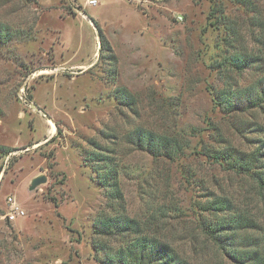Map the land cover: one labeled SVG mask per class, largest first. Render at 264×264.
<instances>
[{
    "label": "rangeland",
    "instance_id": "374dc122",
    "mask_svg": "<svg viewBox=\"0 0 264 264\" xmlns=\"http://www.w3.org/2000/svg\"><path fill=\"white\" fill-rule=\"evenodd\" d=\"M98 1L0 0V264H106L94 242L118 238L95 223L123 214L217 264L225 257L197 224L206 195L264 229V190L204 154L264 140V108L216 103L230 88L246 99L264 72V0ZM237 51L259 66L226 70ZM138 130L178 138L181 153L141 149ZM97 154L119 164L122 200L102 184ZM9 197L24 210L14 220Z\"/></svg>",
    "mask_w": 264,
    "mask_h": 264
},
{
    "label": "trees",
    "instance_id": "16d2710c",
    "mask_svg": "<svg viewBox=\"0 0 264 264\" xmlns=\"http://www.w3.org/2000/svg\"><path fill=\"white\" fill-rule=\"evenodd\" d=\"M6 32L5 26L0 27V36ZM101 43L104 44L103 38ZM259 58L252 52L237 51L221 64L226 70L229 67L227 63L238 70H244L247 66L258 67ZM246 91L248 95L244 99L245 93L242 90L230 88L229 91L219 93L216 103L231 111L242 110L244 105L247 108H264V72L249 84ZM135 133L133 139L140 148L157 156L174 157L182 151L183 144L176 137L160 133L147 134L143 130ZM257 140L259 145L253 150L236 149L233 146L223 149L209 147L204 154L217 162L228 164L231 169L250 175L258 188L264 190V140ZM96 157L95 160L107 161L99 165L97 170L102 184L111 187L112 198L122 200L118 181L119 164H112L106 157L100 159L99 154ZM197 204V224L200 230L225 257L217 264H264V229L258 217L248 210L237 208L230 198L215 193L206 195V199ZM159 226L161 229L146 232L143 222L134 217L125 214L101 217L95 223V233L110 239L118 238L117 245H110L109 241L102 239L94 244L104 253L106 264H197L178 252L165 235V229Z\"/></svg>",
    "mask_w": 264,
    "mask_h": 264
},
{
    "label": "built area",
    "instance_id": "2783aa9c",
    "mask_svg": "<svg viewBox=\"0 0 264 264\" xmlns=\"http://www.w3.org/2000/svg\"><path fill=\"white\" fill-rule=\"evenodd\" d=\"M70 1L71 5L73 6V2ZM98 0H86V4L89 5H97L98 4ZM9 204H10V208H11V212L8 213V218L10 220H14L16 219L19 215H23L24 214V210H22L20 208V206L17 204L16 200H14V198L9 197L8 198Z\"/></svg>",
    "mask_w": 264,
    "mask_h": 264
},
{
    "label": "water",
    "instance_id": "95a60500",
    "mask_svg": "<svg viewBox=\"0 0 264 264\" xmlns=\"http://www.w3.org/2000/svg\"><path fill=\"white\" fill-rule=\"evenodd\" d=\"M46 181H47L46 176H39V177H36L33 182H34V185H38V184L44 183Z\"/></svg>",
    "mask_w": 264,
    "mask_h": 264
},
{
    "label": "crops",
    "instance_id": "0c3cea01",
    "mask_svg": "<svg viewBox=\"0 0 264 264\" xmlns=\"http://www.w3.org/2000/svg\"><path fill=\"white\" fill-rule=\"evenodd\" d=\"M51 127L53 128V124L51 123Z\"/></svg>",
    "mask_w": 264,
    "mask_h": 264
}]
</instances>
